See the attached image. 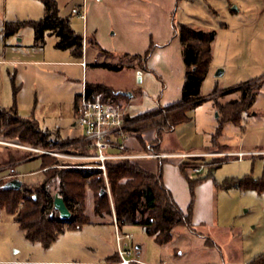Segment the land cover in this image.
I'll return each instance as SVG.
<instances>
[{"label":"rangeland","instance_id":"rangeland-1","mask_svg":"<svg viewBox=\"0 0 264 264\" xmlns=\"http://www.w3.org/2000/svg\"><path fill=\"white\" fill-rule=\"evenodd\" d=\"M4 1L1 10L4 21H38L43 17L40 0ZM55 1L59 16L68 19L77 33L81 21L72 8L80 0ZM228 1L234 2L233 5L228 6ZM183 5L185 8H180L178 13L183 25L216 33L209 69L200 88L201 99L186 111L185 122L162 133L158 154L164 156L136 160V164L151 172H157L161 164L162 177L164 174L171 185L173 193H170L174 194L182 211H186L190 195L178 166H183L190 180L207 176L194 191L193 213L197 224L193 231L176 227L172 242L163 248L139 226L122 227L118 232L132 237L125 241V248L131 250L132 259H137L134 264H160L162 261L169 264L168 253L173 248L184 252L183 262L206 264L216 252L202 251L205 237L221 249L226 264L250 263L264 253V192L239 187L226 190L223 184L230 179L254 183L264 180V0H192ZM233 6L240 9L233 10ZM172 37L173 34L158 47L154 42L149 44L151 63L141 70L140 82L134 78L129 65L136 67L140 62L131 57L103 58L107 63L122 66L121 69L117 72L101 69L95 71L92 78L115 89L124 88L122 92H133L135 96L139 95V90H146L148 97L139 104L144 105V109H164L174 104L175 86L169 77L177 75V67L173 61L164 63L165 59L162 60L157 52V48L163 50L168 46L164 49L170 48L168 59L176 55L180 59L179 41L173 43ZM7 40L8 44L22 45L27 52L8 56V50L5 59L8 62H0V108H10L14 104L19 117L34 119L41 129L53 132L55 143L52 150H43L0 140V179L3 182L17 180L32 193L42 184L43 173L48 169L40 171L42 161L44 165L56 164L58 169H91L95 165L76 125L72 107L75 96L81 93V68L69 64L74 61L70 53L55 48L54 37L45 39L42 50L27 48L33 41L29 27L21 28ZM3 43L0 32V56ZM218 71L222 73L219 76L216 75ZM260 82L261 86L255 89ZM166 84L170 88L169 103H165V96H162L165 92L162 86ZM241 86H246L249 94L255 92V99L239 122H226L221 126L218 107L238 100L240 92L237 89ZM111 101V105L126 116L128 141L135 144V151L124 153H143L144 147L153 148L157 143L154 132L132 131L139 127L134 119L140 117L141 112H133V104L125 96ZM189 153L196 155H184ZM23 156L25 159L17 161ZM104 183L109 196L106 179ZM46 188L50 194H55L57 180L50 181ZM90 203L88 199L85 208L89 224L78 230H66L48 248L28 242L13 217L0 211V264H119L114 219L112 224L108 216L95 215Z\"/></svg>","mask_w":264,"mask_h":264},{"label":"trees","instance_id":"trees-1","mask_svg":"<svg viewBox=\"0 0 264 264\" xmlns=\"http://www.w3.org/2000/svg\"><path fill=\"white\" fill-rule=\"evenodd\" d=\"M40 2L43 6V17L40 20L6 22L2 29L4 36L11 37L21 28L29 27L33 31L34 47H43L46 37L53 36L56 39L54 46L57 50L68 51L74 58L80 59L83 42L81 35L71 28L68 19L59 16L55 0H40ZM176 34L185 66L180 100L164 109H154L134 119L139 122V127L132 131L154 132L157 139L154 147L150 149L144 147L142 154L159 155L162 133L170 132L177 125L185 122L187 120L186 111L198 104L201 99L200 88L209 69L211 45L216 33L193 30L185 25H179ZM90 42L91 40L88 41L89 44ZM149 54L150 50H147L142 56L133 55L131 58L140 62L139 67L144 69ZM92 66L114 72L122 67L111 64ZM260 86L261 82L256 85L255 89ZM247 89L246 86L239 87L237 89L240 92L238 100L229 101L218 107L221 126L226 122H239L241 116L251 107L255 92L249 94ZM84 95L86 99H100L110 104L112 99L121 96L106 85L99 83H86ZM77 100L78 98L74 102L75 108ZM162 111L164 113L158 115ZM127 131L125 129L124 152L135 151V144L132 145L128 141ZM57 132H54L55 135ZM52 135L53 132L41 129L34 119L19 117L14 104L10 108H0V140L14 141L32 148L52 150L55 146ZM55 166L56 164L44 165L42 161L40 171L48 169L43 173L42 184L32 193L22 187V184L17 189H5L4 186L10 181L3 182L0 179V211H5L13 217L25 239L30 243H39L43 248H48L66 230H78L83 225L89 224V218L85 214L88 199L91 200L90 204L95 215L108 216L112 224L114 219V224L119 230L124 226H139L158 246L170 242L172 230L175 227L194 230L192 222L194 191L207 179V176L190 180L185 175L183 166H178L180 173L187 181L190 195L189 205L186 211H182L163 184L161 164L157 172L145 170L136 164V160L128 159L107 161L104 172L95 168L58 169ZM104 179L108 183L110 198ZM52 180H57L56 193L62 197L71 213L67 221L60 220L53 208L54 194H50L46 188ZM231 187L244 190L253 189L261 193L264 192V180L259 183L234 179L224 181V189L228 190ZM102 190L105 191L103 194H101ZM205 243L209 247H215L213 241L207 237H205ZM117 258L119 260V257ZM252 264H264V253L258 255Z\"/></svg>","mask_w":264,"mask_h":264},{"label":"crops","instance_id":"crops-1","mask_svg":"<svg viewBox=\"0 0 264 264\" xmlns=\"http://www.w3.org/2000/svg\"><path fill=\"white\" fill-rule=\"evenodd\" d=\"M191 1L192 0H100V1L80 0L77 3H74L72 12L76 16V18L81 21V27L78 28L77 34L81 35V37L83 38L81 58L76 59L70 54L74 58V61L69 64L80 67L81 75H82L80 81L81 93L75 96V99L72 104L73 112L75 115L74 117L76 118V108L74 107V102L84 92L86 83L103 84L117 93L122 92L124 90V88L123 90L115 89L112 86H109L101 81H98L96 78H92V75L94 74L95 71L101 70V68H94L92 65L110 64L105 62V60L103 59L106 57L128 59L133 55L142 56L147 51L150 43L154 42L155 44H157L158 47L159 45H162L163 43L167 42L172 34H173L172 37L173 43L176 44L178 40L176 30L179 25H183L182 20L178 15V13L180 11V8H182V10L185 8L183 4L189 3ZM4 2H5L4 0H0V32L4 40L2 55L0 56L1 63H4V61L8 62V60H5L8 55V50L10 53V55L8 56H18L21 53L27 52V50L24 49L25 47H23L20 44H15V45L8 44L7 39L9 37H5L2 32L4 23L7 22L1 19L2 17L1 10L2 8L4 9ZM233 3L234 2L228 1V6H232ZM237 7L238 9H240L239 6ZM237 7L233 6V10H235ZM47 37H53V36H47ZM89 40H91L90 44L88 43ZM104 42H106L107 45L104 44ZM178 46H179V54H180L181 46L180 45ZM27 48L33 51H37V50H42L44 46L40 48H36L33 46V41H32V44L30 46H27ZM165 48H163V50H159L160 48H157V52L160 53V57L162 58V60L165 59L163 61L164 63L173 61L175 63V67H177L176 68L177 70L175 71L177 72V75L175 74L170 76L169 81L173 82L172 84L175 86V95H174L175 97L173 101L178 102L180 100L181 87L184 81L185 66L182 61L183 66L181 67L180 59L182 58V56H180V59H179V55H176L173 59H168L169 56H167V52L169 53L170 48L164 50ZM62 52H68V51H62ZM149 57L150 56H148V58L146 59L145 65L151 63ZM81 63H85V67H82ZM111 65H115V64H111ZM129 65L133 71L134 78L137 79L138 82H140L141 79L136 78V72L137 71L141 72L142 68H140L139 66L135 67L131 64ZM158 74L161 76L162 73L159 72ZM161 77H163V75ZM150 81L151 78L148 83H145L146 87L149 85ZM162 88H165V92L162 94L163 97L165 96V101H166L165 103L171 102V100L168 98V92L170 91L169 85L168 84L163 85ZM139 92H140L139 95L135 96L134 93L132 92L131 97H127L130 103L133 104L131 110L135 113L141 112V114L151 111L149 109H144L143 108L144 105L143 106L139 105L144 101V98L148 97L146 90H139ZM154 109L155 108H152V110ZM184 155L193 156L196 154L189 153ZM163 156L164 155H162V157ZM162 180L164 186L169 191H171V193H173L171 185L166 182L164 174ZM182 182L185 186L186 183L183 180ZM200 185H198L196 189H198ZM172 196H174V194ZM173 199L176 201L175 196ZM211 208H212V201L210 199V210ZM194 220H195V213H193L192 222L193 225L196 226L197 223H195ZM124 227H128V226H124ZM117 230L119 229L117 228ZM122 235H129V234L122 233ZM126 240H132V237L130 236V238H125L122 241V245H124V247L127 246V244L125 243ZM171 242H172V238L170 242L167 244H170ZM167 244H164L162 246H158L157 244L156 245L159 248H163ZM202 245H203L202 251L207 249L210 250V252L211 251L216 252V254H214L213 257L211 258L209 257L210 259L207 260L206 264H226L223 261V255L221 249H219L216 244L215 247H211V248L206 246L205 243L203 242ZM136 249L140 250V247L136 246ZM176 249L178 250V248H173V250L168 253L170 256L169 264H189L188 262L181 261L184 256L183 255L184 252L183 251L180 252V250H178V253L175 254ZM160 264H168V263L162 261L160 262ZM244 264H252V262L250 263L246 262Z\"/></svg>","mask_w":264,"mask_h":264},{"label":"built area","instance_id":"built-area-1","mask_svg":"<svg viewBox=\"0 0 264 264\" xmlns=\"http://www.w3.org/2000/svg\"><path fill=\"white\" fill-rule=\"evenodd\" d=\"M81 66L85 67V63H81ZM141 75L140 71L136 72V78H140ZM76 125L81 130V137L91 151V158L95 160V165L91 168L100 169L104 172L107 161L162 157L154 154L124 153V141L126 139L124 114L108 102L100 99H86L84 92L77 100ZM115 227L117 229L116 225ZM125 238H130V236L122 235L117 230L116 245L120 259L119 264L137 263V259L131 258V250L121 244Z\"/></svg>","mask_w":264,"mask_h":264},{"label":"water","instance_id":"water-1","mask_svg":"<svg viewBox=\"0 0 264 264\" xmlns=\"http://www.w3.org/2000/svg\"><path fill=\"white\" fill-rule=\"evenodd\" d=\"M221 71H218L216 73L217 76L221 75ZM121 96H125V97H131V93L128 92H119L118 93ZM21 186V182L17 181V180H12L10 182H8L4 188L5 189H17ZM105 191L102 190L101 194H103ZM53 208L54 210L58 213V217L60 220L62 221H67L70 216L71 213L69 212V210L67 209L62 197L59 194H54L53 197Z\"/></svg>","mask_w":264,"mask_h":264}]
</instances>
